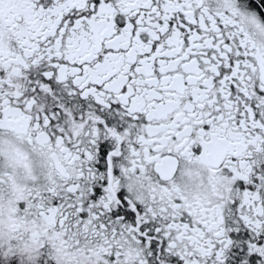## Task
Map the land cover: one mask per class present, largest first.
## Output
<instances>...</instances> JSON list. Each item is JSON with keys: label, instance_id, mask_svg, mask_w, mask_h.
<instances>
[{"label": "snow or ice", "instance_id": "snow-or-ice-1", "mask_svg": "<svg viewBox=\"0 0 264 264\" xmlns=\"http://www.w3.org/2000/svg\"><path fill=\"white\" fill-rule=\"evenodd\" d=\"M0 264H264V0H0Z\"/></svg>", "mask_w": 264, "mask_h": 264}]
</instances>
